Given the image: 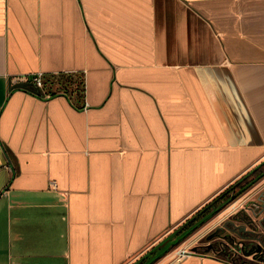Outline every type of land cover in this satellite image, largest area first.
<instances>
[{
	"label": "crops",
	"instance_id": "0c3cea01",
	"mask_svg": "<svg viewBox=\"0 0 264 264\" xmlns=\"http://www.w3.org/2000/svg\"><path fill=\"white\" fill-rule=\"evenodd\" d=\"M263 160L264 0H0V264H239L147 258Z\"/></svg>",
	"mask_w": 264,
	"mask_h": 264
},
{
	"label": "rangeland",
	"instance_id": "374dc122",
	"mask_svg": "<svg viewBox=\"0 0 264 264\" xmlns=\"http://www.w3.org/2000/svg\"><path fill=\"white\" fill-rule=\"evenodd\" d=\"M263 215L264 175L258 178L253 184L242 191L236 199L226 204V206H224L219 212L209 218L194 231H186L187 227L195 221L191 220V218L180 225L178 227V231L174 234L175 239L172 238L163 241L152 253L148 255L147 259L149 260L147 263L154 260L158 254L166 251L176 241V239L186 234L176 245H174L175 248L186 244L190 249L205 251L207 250V247L212 245L220 247L221 244H225L226 241L230 242L228 247L231 249L236 244L238 245L242 242L245 245L248 242L255 243V245H261V256L257 261H255V264H260V260L264 257V227L259 225L261 220L260 218ZM232 216H236L233 218V224L236 228L244 226L246 229L243 231L242 236H239L234 232L230 233L229 228H224L225 222ZM232 226L233 225L230 227ZM257 241H259L260 244H258Z\"/></svg>",
	"mask_w": 264,
	"mask_h": 264
},
{
	"label": "flooded vegetation",
	"instance_id": "af4514ba",
	"mask_svg": "<svg viewBox=\"0 0 264 264\" xmlns=\"http://www.w3.org/2000/svg\"><path fill=\"white\" fill-rule=\"evenodd\" d=\"M262 162H263V164H262ZM263 166H264V160L261 161L259 164H257L255 167H253L251 170L246 172L244 175H242L236 181H234L229 187H227L218 196H216L214 199H212L210 201V202H212V207L209 210H206L204 213H202L200 215V217H202L203 215H207L211 211L209 216L207 215L208 217L205 219V222H206L209 218H211L213 215H215L217 212H219L224 206H226V204H228L230 201L236 199V197L248 187V186L246 187V184H248L252 180H255V178L259 174V172L264 169ZM254 182L255 181H253L251 184H253ZM210 202H208V203H210ZM197 212L193 216H196ZM235 217L236 216H232V217L228 218V220L225 222L224 228H229L230 233L234 232L237 235L242 236L243 231L245 229L244 230L242 229L243 226L242 227L239 226L238 228H236V226H234L233 218H235ZM260 219L261 220H260L259 225L264 227V215ZM231 225H233V226L230 227ZM249 240H253V239H249ZM232 242H234V241H232ZM257 242H258V244H260L259 241H257ZM248 243H251V244H248ZM248 243L246 245L243 244V242L238 244V245L236 244L233 247L231 246L232 247V249H231L230 247H228L230 245V242L226 241L225 244L222 243L220 247L212 245V246L207 247V250L208 251L213 250L214 252H217V253L223 255L224 257L230 258L239 264H253L254 261H257L260 258V256H261L260 253H262V247H260V249L257 250L255 247L257 245H255V243H252V242H248ZM254 247H255V250L251 251V250H253ZM249 251H251V253H247Z\"/></svg>",
	"mask_w": 264,
	"mask_h": 264
},
{
	"label": "trees",
	"instance_id": "16d2710c",
	"mask_svg": "<svg viewBox=\"0 0 264 264\" xmlns=\"http://www.w3.org/2000/svg\"><path fill=\"white\" fill-rule=\"evenodd\" d=\"M45 81V85H47V83H49V81H48V79L47 80H44ZM53 81H55V79L54 80H50V83H52ZM48 90L47 91H49V93H52V92H55V90L53 91V89L51 88V87H48L47 88ZM73 90H74V92H76L77 94H82V93H84V86H83V83H76L75 85H74V88H73ZM264 175V169L262 170V171H260L259 172V174L256 176V178H255V180H252L251 182H249L248 184H246V187L248 186H250L251 185V183L253 182V181H256L258 178H260L261 176H263ZM212 207V202H210V203H208V204H206L204 207H202L198 212H197V214H196V216H193L192 218H191V220H195L193 223H191L188 227H187V229H186V231H189L195 224H197L199 221H201V220H205L208 216H209V214H210V212L207 214V215H203L202 217H200V215L202 214V213H204L206 210H209L210 208ZM213 213V212H212ZM190 220V221H191ZM185 231V232H186ZM184 233V232H183Z\"/></svg>",
	"mask_w": 264,
	"mask_h": 264
},
{
	"label": "water",
	"instance_id": "95a60500",
	"mask_svg": "<svg viewBox=\"0 0 264 264\" xmlns=\"http://www.w3.org/2000/svg\"><path fill=\"white\" fill-rule=\"evenodd\" d=\"M15 87H20V88H26V89H29V90H32V91H34L35 90V83L34 82H31V81H20V82H17V83H14V84H11V88H15ZM205 222V220H201V221H199L197 224H195L188 232H192V231H194L196 228H198L200 225H202L203 223ZM242 229L244 230L245 228H244V226L242 227ZM241 229V230H242ZM246 230V229H245ZM187 232V233H188ZM186 235V234H185ZM184 235V236H185ZM184 236H182V237H184ZM182 237H180V238H178V239H176V241L169 247V248H171V247H174V245H176L180 240H181V238ZM256 247V249L258 250V249H260V245H257V246H255ZM255 247L253 248V250H251V251H254L255 250ZM168 248V249H169ZM167 249V250H168ZM196 249H191V251H195ZM191 251H186V250H183V252L184 253H190ZM251 251H249V252H247V253H251ZM158 255H160V254H158ZM158 255H157V257H158Z\"/></svg>",
	"mask_w": 264,
	"mask_h": 264
},
{
	"label": "built area",
	"instance_id": "2783aa9c",
	"mask_svg": "<svg viewBox=\"0 0 264 264\" xmlns=\"http://www.w3.org/2000/svg\"><path fill=\"white\" fill-rule=\"evenodd\" d=\"M44 73L43 72H38V73H36V74H34V76H33V82L35 83V86L36 87H38V88H42L43 87V85H44ZM242 245V244H241ZM183 250H186V251H191V249H187V248H185V249H181L180 251H179V254L180 255H183V254H186V253H184L183 252ZM227 258V257H226ZM229 260H232V259H230V258H228ZM233 261V260H232Z\"/></svg>",
	"mask_w": 264,
	"mask_h": 264
}]
</instances>
